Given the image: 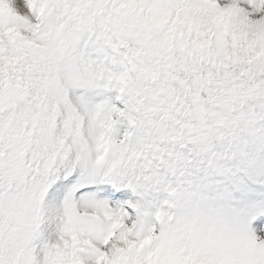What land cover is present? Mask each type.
Masks as SVG:
<instances>
[{
    "label": "snow or ice",
    "instance_id": "6c2138e0",
    "mask_svg": "<svg viewBox=\"0 0 264 264\" xmlns=\"http://www.w3.org/2000/svg\"><path fill=\"white\" fill-rule=\"evenodd\" d=\"M0 264H264V0H0Z\"/></svg>",
    "mask_w": 264,
    "mask_h": 264
}]
</instances>
